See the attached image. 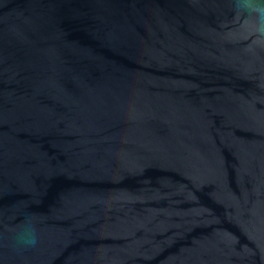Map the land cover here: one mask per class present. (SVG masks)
Here are the masks:
<instances>
[{"label": "water", "instance_id": "95a60500", "mask_svg": "<svg viewBox=\"0 0 264 264\" xmlns=\"http://www.w3.org/2000/svg\"><path fill=\"white\" fill-rule=\"evenodd\" d=\"M0 264H264V0H0Z\"/></svg>", "mask_w": 264, "mask_h": 264}]
</instances>
